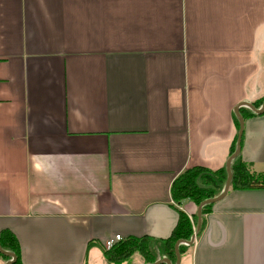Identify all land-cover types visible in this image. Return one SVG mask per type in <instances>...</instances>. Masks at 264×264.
<instances>
[{
    "label": "crops",
    "instance_id": "1",
    "mask_svg": "<svg viewBox=\"0 0 264 264\" xmlns=\"http://www.w3.org/2000/svg\"><path fill=\"white\" fill-rule=\"evenodd\" d=\"M261 100L264 0H0V231L21 264H176L162 240L198 205L173 180L225 166L235 107ZM238 112L264 171V111ZM114 235L154 260L108 259ZM179 240L178 264H264V186L228 187Z\"/></svg>",
    "mask_w": 264,
    "mask_h": 264
},
{
    "label": "trees",
    "instance_id": "2",
    "mask_svg": "<svg viewBox=\"0 0 264 264\" xmlns=\"http://www.w3.org/2000/svg\"><path fill=\"white\" fill-rule=\"evenodd\" d=\"M261 100L258 103L252 105L256 108L262 104ZM236 125L238 126V119L235 118ZM235 143L231 145L230 154L235 150ZM231 179L229 187L231 188H248V187H263L264 186V171H255L252 166L240 158V152L230 161ZM227 178L226 166L216 171H211L203 167H192L184 170L173 180L170 192L171 197L176 203H181L184 199H190L197 205L202 201L214 198L223 190L225 180ZM211 203L204 204L201 207L200 225L202 226V215L209 209ZM194 226L196 227L197 220L193 219ZM195 229V228H194ZM193 226L186 216V214L179 210L178 220L170 236L162 242L169 245V252L173 253V246L176 240L182 239L188 241L193 234ZM147 238H122L116 242L111 249L105 250V255L108 259L118 261L125 259L133 253L141 254L146 260H154L152 254L153 245L146 241ZM0 247L8 252H12L15 255V260L12 264H21L19 260V246L18 241L14 234L9 230L3 229L0 231ZM182 249L179 245V251ZM3 259H10L9 257L2 255Z\"/></svg>",
    "mask_w": 264,
    "mask_h": 264
},
{
    "label": "water",
    "instance_id": "3",
    "mask_svg": "<svg viewBox=\"0 0 264 264\" xmlns=\"http://www.w3.org/2000/svg\"><path fill=\"white\" fill-rule=\"evenodd\" d=\"M241 105H246L247 107H249L253 112L255 113H261L264 111V101L262 102V105L259 109H256L251 103H240L238 104L235 109H234V112H235V115L237 116L238 118V123H239V127H238V132H237V137H236V143H235V150L234 152L229 156L225 166H226V172H227V178L225 180V184H224V187H223V190L222 192L214 197V198H209V199H206L204 201H202L199 205H198V208H197V225H196V228L191 236V239L187 242L188 244H192L194 242V238L196 236V234L198 233V229H199V225H200V215H201V207L204 205V204H207V203H212L216 200H218L219 198H221L225 193L226 191L228 190V187H229V184H230V179H231V171H230V161L240 152V144H241V135H242V129H243V118L242 116L239 114L238 112V108L241 106ZM180 240L177 241L174 245V252H175V256H176V264H178V259H179V250H178V244H179ZM0 253L2 255H5L7 257H9L10 259L7 260L4 264H12L15 260V255L14 253L12 252H8V251H5L3 250L1 247H0ZM162 261H165L167 262L168 260L165 259V260H162ZM159 262V261H158ZM158 262H156L155 264H157Z\"/></svg>",
    "mask_w": 264,
    "mask_h": 264
},
{
    "label": "built area",
    "instance_id": "4",
    "mask_svg": "<svg viewBox=\"0 0 264 264\" xmlns=\"http://www.w3.org/2000/svg\"><path fill=\"white\" fill-rule=\"evenodd\" d=\"M122 238L120 237V235H114L108 239H106L104 242H103V248L104 250H109L112 248V246L120 241Z\"/></svg>",
    "mask_w": 264,
    "mask_h": 264
},
{
    "label": "rangeland",
    "instance_id": "5",
    "mask_svg": "<svg viewBox=\"0 0 264 264\" xmlns=\"http://www.w3.org/2000/svg\"><path fill=\"white\" fill-rule=\"evenodd\" d=\"M8 259H3L2 257H0V264H3L4 262H6Z\"/></svg>",
    "mask_w": 264,
    "mask_h": 264
}]
</instances>
